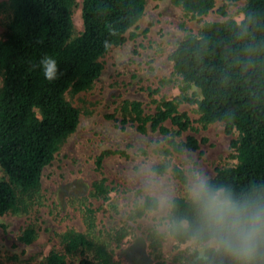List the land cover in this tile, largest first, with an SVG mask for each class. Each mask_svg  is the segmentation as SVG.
I'll list each match as a JSON object with an SVG mask.
<instances>
[{"label": "trees", "instance_id": "trees-1", "mask_svg": "<svg viewBox=\"0 0 264 264\" xmlns=\"http://www.w3.org/2000/svg\"><path fill=\"white\" fill-rule=\"evenodd\" d=\"M149 1L84 0V31L74 37L75 0H10L13 14L6 38L0 41V219L29 210L40 192L45 169L80 125V112L66 94L92 88L103 72L100 60L136 37L129 33L145 15ZM216 1L172 0L195 18L213 12ZM220 13L226 15L224 9ZM243 13L241 23H205L199 34L183 38L171 54L175 73L199 91V99L198 94L163 98L154 101L157 107L153 114L146 113L139 101H124L120 106L122 120L109 116L123 128L136 124L140 133L150 129L160 134L168 146L163 152L173 156L200 147L193 136L181 139L193 122L180 111V105H197L203 127L222 123L227 135H237L230 146L237 164L218 169L209 181L239 199L264 189V0H247ZM45 55L58 63L59 78L52 82L39 67ZM112 154L125 155L105 151L98 158V166ZM152 172L169 174L187 186L188 176L179 166L162 163L153 166ZM110 191L103 182L96 183L93 196L108 200ZM171 203L170 224L187 220L189 228L170 227V235L178 244L192 240L204 243L197 237L198 217L191 202L177 196ZM109 207L117 205L111 203ZM158 207V200L148 196L138 216ZM84 213L87 232L70 230L63 234L62 249L52 251L45 264H114L108 244L95 233L96 211L87 207ZM19 239L31 245L36 232L25 230ZM191 264L233 262L206 248L194 254ZM255 264H264V246Z\"/></svg>", "mask_w": 264, "mask_h": 264}, {"label": "rangeland", "instance_id": "rangeland-1", "mask_svg": "<svg viewBox=\"0 0 264 264\" xmlns=\"http://www.w3.org/2000/svg\"><path fill=\"white\" fill-rule=\"evenodd\" d=\"M83 1L75 0L74 37L84 31ZM246 4L247 0H217L213 12L195 18L172 0L147 3L145 15L129 33L136 37L100 60L103 72L92 88L66 94L80 112V125L45 169L40 192L29 210L0 219V264H45L52 251L62 249L63 234L87 232V207L96 211L95 233L108 244L114 264H191L194 254L207 248L196 240L178 244L170 235L171 208L161 211L157 197L166 192L171 201L177 196L187 199V186L169 174L156 175L152 167L162 163L179 166L188 177L195 167L211 179L218 169L237 164L230 147L237 135H227L222 123L203 127L197 105L182 103L180 111L188 114L193 127L181 139L193 136L200 147L195 152L167 156L163 150L168 146L160 134L150 129L140 133L136 124L123 128L109 116L122 120L120 106L124 101H139L146 113L153 114L157 107L154 101L163 98L198 94L199 99V91L175 73L170 56L183 38L199 34L207 22L241 23ZM0 6L1 41L6 38L13 11L10 0H0ZM2 81L0 74V88ZM105 151L125 155L112 154L100 167L98 158ZM101 182L111 190L108 200L93 196L94 185ZM148 196L156 198L159 207L139 217ZM111 203L117 207L110 209ZM28 229L36 232L31 245L19 239Z\"/></svg>", "mask_w": 264, "mask_h": 264}, {"label": "clouds", "instance_id": "clouds-1", "mask_svg": "<svg viewBox=\"0 0 264 264\" xmlns=\"http://www.w3.org/2000/svg\"><path fill=\"white\" fill-rule=\"evenodd\" d=\"M39 67L49 82L59 78L57 60L45 55ZM151 187V181H148ZM187 199L197 213V237L204 246L228 256L233 264H255L264 246V189L258 188L239 199L223 187H216L197 168L187 178ZM157 199L160 210L171 208V197L162 192ZM170 227L188 229L187 220L173 221Z\"/></svg>", "mask_w": 264, "mask_h": 264}]
</instances>
